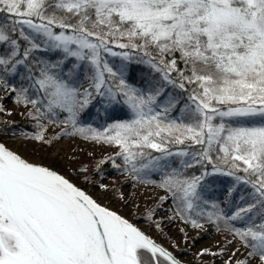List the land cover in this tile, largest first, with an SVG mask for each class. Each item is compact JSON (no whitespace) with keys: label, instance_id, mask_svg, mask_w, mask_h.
Here are the masks:
<instances>
[{"label":"snow or ice","instance_id":"snow-or-ice-1","mask_svg":"<svg viewBox=\"0 0 264 264\" xmlns=\"http://www.w3.org/2000/svg\"><path fill=\"white\" fill-rule=\"evenodd\" d=\"M0 93L34 122L0 119V264H183L9 146L74 136L113 149L74 170L84 184L107 192V164L155 184L153 230L207 224L227 234L199 256L264 264V0H0Z\"/></svg>","mask_w":264,"mask_h":264},{"label":"rangeland","instance_id":"rangeland-1","mask_svg":"<svg viewBox=\"0 0 264 264\" xmlns=\"http://www.w3.org/2000/svg\"><path fill=\"white\" fill-rule=\"evenodd\" d=\"M3 93H0V103L4 107L11 109L13 115L7 118H12L19 110L11 99H5ZM22 111V109H20ZM5 140L7 138L4 137ZM16 149L23 155L30 157L35 161L58 168L70 178L74 179L77 183L85 186L86 189L99 202L104 205H108L110 208L118 211L128 219L136 222L141 228L148 231L154 238L165 246L170 247L172 244L179 243L178 248L173 249L176 254H180L181 258L189 264H222V260L211 256H199L198 253L201 249L210 248L213 251L217 250V247H223L224 236L227 234L224 231H216L213 227L209 228V225H205L204 229L199 231L192 229L188 225L181 224L179 222L168 223L164 226V231L153 230L149 223H147L142 217L150 209H156L160 203V197L166 195L161 188L150 185L134 182L130 177L122 175L107 176L103 182L109 185V190L103 192L98 188H94L91 185L84 184L81 179L79 180L71 171L75 169L74 156L80 155L81 151L89 150L91 152H102L105 154L109 151V147L105 145L95 144L83 140L80 137L61 138L55 142L51 148L43 146L37 143H21L16 144ZM120 192L124 193L128 203L120 199ZM139 205V208L136 207ZM169 211H160L159 217H168L174 215L170 210L171 205H165ZM184 228L188 233L189 243L184 244L183 240L185 236L181 233L180 229ZM237 247V245L229 246V253ZM245 250H241L243 253ZM238 253L237 255H241ZM227 259V255L223 258Z\"/></svg>","mask_w":264,"mask_h":264},{"label":"trees","instance_id":"trees-1","mask_svg":"<svg viewBox=\"0 0 264 264\" xmlns=\"http://www.w3.org/2000/svg\"><path fill=\"white\" fill-rule=\"evenodd\" d=\"M0 119L7 120L11 124V126L13 128H16V129L31 128L32 124L34 123V122L28 120L25 115H21L20 109L15 113V115L12 118L0 117ZM60 131H61L60 127L50 126L48 132L46 133V136L49 138L54 137L58 133H60ZM5 138H7V137H5ZM63 138H68V137H63ZM55 142L51 146H47V148H51L55 144ZM43 146H46V145H43ZM176 147H180V146H176ZM112 152H113L112 148H110L109 151L106 152L105 154H103L102 152L96 153V152H91L89 150H83V151H81L80 155L73 157V159L75 161V163H74L75 169L79 168L81 165H87L90 169L95 170V166H96L97 162L100 159L105 158L106 156L112 154ZM74 170L71 171V174L74 172ZM104 170L108 174L107 176L120 174V172H118L116 169H114L110 164L104 165ZM77 178L80 180V177H77ZM150 185H155V184H150ZM208 227L211 228L212 226L211 227L208 226Z\"/></svg>","mask_w":264,"mask_h":264},{"label":"water","instance_id":"water-1","mask_svg":"<svg viewBox=\"0 0 264 264\" xmlns=\"http://www.w3.org/2000/svg\"><path fill=\"white\" fill-rule=\"evenodd\" d=\"M10 146V145H9ZM11 147V146H10ZM20 153V152H19ZM21 154V153H20ZM25 156V155H24ZM26 158H28V159H30L29 157H27V156H25ZM31 161H33V162H37V163H41V162H39V161H35V160H32V159H30ZM44 164V163H43ZM47 165V164H46ZM48 166H50V165H48ZM50 167H53V166H50ZM53 168H55V167H53ZM56 170H58V171H60L62 174H64L65 176H67L69 179H71V180H73V182H75V183H77L74 179H72V178H70V176H68L67 174H65L64 172H62L61 170H59L58 168H55ZM79 186H81L82 188H85V190L86 191H88L87 189H86V187L85 186H82V185H80L79 183H77ZM90 194H91V192H89ZM99 202V201H98ZM99 203H101V202H99ZM102 205H104L103 203H101ZM104 206H107V207H109L108 205H104ZM110 208V207H109ZM112 209V208H111ZM112 210H114V209H112ZM116 211V210H115ZM122 215V214H121ZM124 216V215H123ZM127 218V217H126ZM136 223V222H135ZM159 242V241H158ZM176 254V253H175ZM177 256H178V258L183 262V264H189L188 262H186L185 260H183L182 258H181V255L180 254H176Z\"/></svg>","mask_w":264,"mask_h":264},{"label":"bare ground","instance_id":"bare-ground-1","mask_svg":"<svg viewBox=\"0 0 264 264\" xmlns=\"http://www.w3.org/2000/svg\"><path fill=\"white\" fill-rule=\"evenodd\" d=\"M16 144H18V142H16V143H9V145L13 148V149H15L16 151H18V149H16ZM22 154V153H21ZM23 155V154H22ZM30 158V157H29ZM31 159V158H30ZM33 160V159H32Z\"/></svg>","mask_w":264,"mask_h":264}]
</instances>
